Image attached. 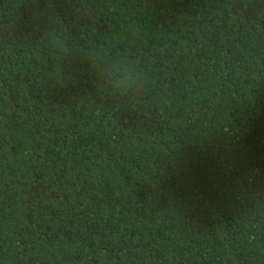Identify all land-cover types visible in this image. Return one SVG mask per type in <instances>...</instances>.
Returning <instances> with one entry per match:
<instances>
[{"label":"trees","instance_id":"trees-1","mask_svg":"<svg viewBox=\"0 0 264 264\" xmlns=\"http://www.w3.org/2000/svg\"><path fill=\"white\" fill-rule=\"evenodd\" d=\"M0 264H264V0H0Z\"/></svg>","mask_w":264,"mask_h":264}]
</instances>
